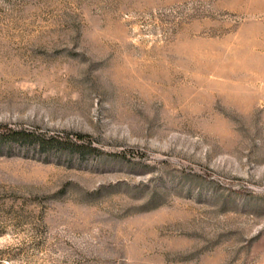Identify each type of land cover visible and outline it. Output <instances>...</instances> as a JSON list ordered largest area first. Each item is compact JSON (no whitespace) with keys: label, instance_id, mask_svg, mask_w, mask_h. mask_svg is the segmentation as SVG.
I'll return each mask as SVG.
<instances>
[{"label":"rangeland","instance_id":"1","mask_svg":"<svg viewBox=\"0 0 264 264\" xmlns=\"http://www.w3.org/2000/svg\"><path fill=\"white\" fill-rule=\"evenodd\" d=\"M1 126L0 264H264V0H0Z\"/></svg>","mask_w":264,"mask_h":264},{"label":"trees","instance_id":"2","mask_svg":"<svg viewBox=\"0 0 264 264\" xmlns=\"http://www.w3.org/2000/svg\"><path fill=\"white\" fill-rule=\"evenodd\" d=\"M1 133L4 134V136L10 138V139H22V138H27L30 137L32 134L30 131H26L24 129H12L7 126H1ZM78 137H82V134H77Z\"/></svg>","mask_w":264,"mask_h":264}]
</instances>
